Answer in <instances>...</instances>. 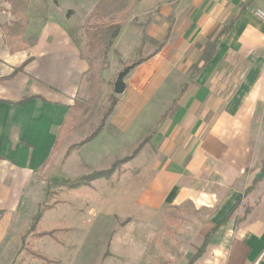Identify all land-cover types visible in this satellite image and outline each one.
Masks as SVG:
<instances>
[{"label": "crops", "instance_id": "obj_1", "mask_svg": "<svg viewBox=\"0 0 264 264\" xmlns=\"http://www.w3.org/2000/svg\"><path fill=\"white\" fill-rule=\"evenodd\" d=\"M137 5L147 15L168 16L150 27L170 31L168 46L156 58L200 66L193 82L198 89L189 90L188 99L171 106L168 117L152 124V135L141 139L148 141L133 162L140 173L137 188H143L138 206L158 212L188 205L200 209L203 238L225 221L208 238L198 264H264V184L257 188L255 182L264 161V19L256 16L264 13V0H142ZM25 16L24 46L11 53L1 27L15 19L9 8L0 12V79L25 65L12 79L0 81V264H6L13 224L69 109L88 98L89 64L69 22L54 13L34 25L30 10ZM230 23L212 59L199 63L205 44ZM175 73L185 80L184 71ZM157 102L130 105L123 133L133 119L143 132L146 121L140 115L148 106L152 114L158 112ZM243 200L252 210L238 222L231 217Z\"/></svg>", "mask_w": 264, "mask_h": 264}, {"label": "rangeland", "instance_id": "obj_2", "mask_svg": "<svg viewBox=\"0 0 264 264\" xmlns=\"http://www.w3.org/2000/svg\"><path fill=\"white\" fill-rule=\"evenodd\" d=\"M27 1L26 11L30 10L34 25L42 23L48 14H61L60 21L69 22L67 25L74 37L80 39L83 54L86 19L99 0ZM5 8L11 11L12 0H0V12ZM25 13L12 16L14 22H26ZM158 17L168 19V16L147 15L139 10L137 3L129 0L111 18L112 22L121 24L124 33L122 39L113 42L99 64L101 97L90 117L74 113L75 120L67 119L45 168L36 176L33 189L26 195L13 224L12 248L6 264H188L202 248L206 237L201 236L200 228L205 215L200 209L188 205L158 212L138 206L143 188H137L140 173L133 162L145 147L143 144L138 150L141 139L152 135V124L168 117L171 106L176 107L188 99V91L197 88L193 82L200 71L197 62L189 66L188 62L172 63L170 58H156L155 53L168 46L170 39V31L150 30ZM212 40L208 37L207 41ZM205 43V39L198 41L191 52ZM133 64L135 68L124 79L125 92L115 96L113 86L118 74ZM176 70L184 71L185 80L175 78ZM88 72L89 91L90 70ZM156 72H160L159 78ZM181 90L183 95L179 96ZM115 98L117 106L105 122L103 138L83 144L98 128ZM86 101L79 99L73 106H85ZM142 102H157L161 106L154 114L150 106L144 109L140 115V121H146L143 132H140L142 126L137 127L133 119L123 133L121 125L128 107ZM112 166L115 167L111 175L76 189L59 183V180L72 181L106 171ZM261 173L262 178L255 179L257 188L264 184V161L255 176ZM40 210L42 218L31 232ZM251 210L243 200L231 218L239 222ZM40 233L50 235L33 238ZM206 247L194 264L201 262ZM31 251L39 253L49 263L35 259L29 254Z\"/></svg>", "mask_w": 264, "mask_h": 264}, {"label": "trees", "instance_id": "obj_3", "mask_svg": "<svg viewBox=\"0 0 264 264\" xmlns=\"http://www.w3.org/2000/svg\"><path fill=\"white\" fill-rule=\"evenodd\" d=\"M19 1L20 0H12V9L10 11V14L12 16H16L18 13L24 14L26 12L28 1L22 0V3L20 4ZM128 1L129 0H99L96 3L93 10L91 11V13L87 16L86 19L87 25L85 26L84 29L85 44H84L82 57L83 59L87 60L90 70V85L88 91V99L85 103V106L80 104V105H75L69 109L68 115L65 119L64 124L60 129L58 137L62 129L66 126L67 119L72 118V120H75V118L72 116L74 113L80 114L81 117H85L86 115H89L90 117V115L93 113L96 104L101 97V90H100L101 83L99 80L100 77L99 64L102 63V61L105 59L107 51L110 49L113 42L120 34L122 28L121 24L112 22L111 18L115 16L117 13H119L124 8L125 4ZM131 1L135 3H140L142 0H131ZM17 4H19L20 7L18 9L16 7ZM231 27H232V23L223 27L216 36L214 41L207 42L205 44L202 50V55L199 63L204 65L212 59L215 53L218 40L221 39L231 29ZM25 28H26L25 22L24 23L11 22L9 26L1 27L2 33L4 35V43L11 53L18 49H21L24 46V44L21 43L20 38ZM24 67L25 65L15 70L10 77L1 78L0 81L12 79L15 75L21 73ZM116 105H117V99L115 98L112 100L110 107L104 114L98 128L83 142V144L90 143L103 131L105 122L107 118L113 113ZM147 141H148L147 139L144 140L143 143L139 146V148ZM114 167L115 166H112L110 169L106 171L95 172L88 176H84L72 181L59 180V183L62 186L68 187L69 189H76L89 182L111 175L114 171ZM252 189L253 186L248 188L245 191V195H247ZM42 215H43V211L42 210L38 211L31 225V229H30L31 232L35 230V227L42 218ZM224 223L225 221L221 222L218 226L214 228L212 232H210L206 236L202 248L188 264H194V261L202 254L204 247L207 245V240L210 237V235H212V233H214L217 230V228L223 225ZM49 235L50 234L47 233L34 234L33 238L43 239L45 237H48ZM22 244H23V240H22ZM29 254L37 260L44 261L45 263H49V261L45 257H43L37 252L31 251L29 252Z\"/></svg>", "mask_w": 264, "mask_h": 264}, {"label": "water", "instance_id": "obj_4", "mask_svg": "<svg viewBox=\"0 0 264 264\" xmlns=\"http://www.w3.org/2000/svg\"><path fill=\"white\" fill-rule=\"evenodd\" d=\"M135 64L128 66L122 72H120L116 78V81L113 86V94L115 96H121L125 92L126 86L124 83V79L126 76L135 68ZM262 173L257 176L258 179L262 178Z\"/></svg>", "mask_w": 264, "mask_h": 264}, {"label": "built area", "instance_id": "obj_5", "mask_svg": "<svg viewBox=\"0 0 264 264\" xmlns=\"http://www.w3.org/2000/svg\"><path fill=\"white\" fill-rule=\"evenodd\" d=\"M256 16L260 19H264V13L260 12V11H257L256 12Z\"/></svg>", "mask_w": 264, "mask_h": 264}]
</instances>
